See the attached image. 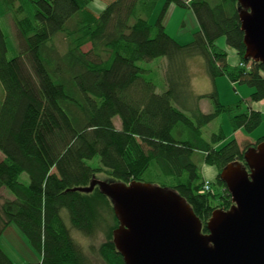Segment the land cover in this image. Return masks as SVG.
Listing matches in <instances>:
<instances>
[{"label": "trees", "instance_id": "trees-1", "mask_svg": "<svg viewBox=\"0 0 264 264\" xmlns=\"http://www.w3.org/2000/svg\"><path fill=\"white\" fill-rule=\"evenodd\" d=\"M1 1L14 12L23 44L20 54L8 59L0 25V190L10 194L0 205V240L15 225L40 254L36 264H91L72 232L93 236L105 226L108 239L99 256L105 264H126L112 242L119 226L112 201L98 187L83 192L100 173L177 192L208 234L213 212L233 205L220 173L244 163L253 146L227 142L222 130L207 140L203 128L225 114L234 133L253 134L263 123L262 113L249 103L264 102V66L244 60L238 0H193L189 6L167 0L155 23L156 0H106L99 15L90 7L94 0ZM173 1L196 16L199 30L189 44H179L166 31ZM59 35L66 39L65 52L55 43ZM220 40L251 69L230 65L228 52L217 47ZM87 45L91 50L84 52ZM160 58L168 61L163 92L140 66ZM195 58L204 60L213 82L227 77L254 90L249 103L223 106L215 86L210 94L194 95L187 64ZM203 99L212 102V112H202ZM96 158L98 168L89 164ZM202 163L219 173L210 192H203ZM23 174L28 185L20 181ZM105 208L112 214L108 225ZM0 264H16L1 246Z\"/></svg>", "mask_w": 264, "mask_h": 264}, {"label": "water", "instance_id": "water-1", "mask_svg": "<svg viewBox=\"0 0 264 264\" xmlns=\"http://www.w3.org/2000/svg\"><path fill=\"white\" fill-rule=\"evenodd\" d=\"M246 53L264 66V0H238ZM220 173L233 205L202 223L177 192L150 183L94 180L114 204L113 243L126 264H264V141Z\"/></svg>", "mask_w": 264, "mask_h": 264}, {"label": "rangeland", "instance_id": "rangeland-1", "mask_svg": "<svg viewBox=\"0 0 264 264\" xmlns=\"http://www.w3.org/2000/svg\"><path fill=\"white\" fill-rule=\"evenodd\" d=\"M156 4L153 6L152 15L153 20L152 22L155 23L156 19L162 12L164 5L166 4L167 0H156ZM20 3L15 4V8L18 7ZM106 0H94L92 4L90 5L93 12L97 13L98 15L101 14L104 9L107 6ZM14 8V9H15ZM197 19L194 14V12L189 8H183L177 6L175 1L172 2L170 5L166 17H165V25L167 27V33L173 37L179 44L185 45L188 43H191L194 39V34L198 31L197 26ZM0 25L1 28L5 34L7 43H8V59H13L17 57L22 48L23 41L20 38L16 18L14 16V12H12V9L10 5L7 3L1 1L0 2ZM221 41V40H220ZM219 41V42H220ZM223 41V40H222ZM218 42V43H219ZM55 43L59 50L61 52H65L66 50V39L59 35L55 39ZM217 47L221 50H225L224 47L217 44ZM91 50V45H87L83 48L84 52H89ZM239 58V56H238ZM240 60V58H239ZM201 61H204L202 58H195L191 59L187 66L189 69V73L191 75V88L194 95H203V94H210L213 92V85H211V82H208V79L206 78V73L204 74L201 68ZM205 64V62H202ZM239 66L241 68L242 64L239 62ZM140 66L147 69L149 72L144 75V77L147 80H150L154 82L157 86L158 92H163L167 89V68H168V61L166 58H160L152 62L148 63H140ZM205 66V65H204ZM246 69V68H244ZM248 70V69H247ZM210 80V79H209ZM211 81V80H210ZM218 94H219V100L221 105L223 106H229V105H235L239 103L240 101H247L249 103L250 101V95L254 93V90L242 86L237 83V85L234 87L230 83L231 81L227 77H222L218 79ZM2 96V88L0 86V98ZM249 96V97H248ZM205 102H202L204 108H207V106L211 105L213 111V105L212 102L209 99H204ZM190 104H193V101H191ZM249 106H251V103H249ZM115 126L118 130L121 129V121L120 118L114 119ZM222 130L225 134V137H227V142L233 139H238L240 144L242 145L241 148H245L244 146H257L256 143L259 141L260 138L264 136V114H263V123L259 127L258 130H256L253 134L247 135L244 131L239 132L238 134H235L233 132L230 118L228 115H221L219 118H217L215 121H213L211 124L203 128V137L207 140H210L213 134H217ZM238 132V131H237ZM251 140L253 142H256L255 144H248L247 140ZM239 144V143H238ZM242 149V150H243ZM3 155L0 153V163L3 161ZM242 164H245V162H241ZM89 164L95 168L100 167V161L99 158H96L93 161H89ZM203 170H212L214 171L213 177L206 176L203 172L205 182L203 185V191L204 186L206 183H210V191L212 189V182L214 181L218 176V170L215 167H209L201 164ZM94 180H99L102 182H106L108 184H115V183H123L119 182L112 177L108 176L105 173L97 174L93 180L90 182L88 188L91 187V183ZM21 183L28 185L29 184V177L27 174H23L20 178ZM98 187V186H97ZM99 188V187H98ZM94 191V190H93ZM209 191V192H210ZM6 198H10V194L6 189L0 190V205L4 202ZM112 203V202H111ZM113 209L114 204L112 203ZM103 216L106 225L112 223V214H110V211L105 208L103 211ZM63 217L67 223L68 226H70L68 214L65 211L63 213ZM119 227V226H118ZM117 229V228H116ZM115 229V230H116ZM114 230V231H115ZM72 235L74 239L79 243V245L82 247L83 251L89 258V261L91 264H105V262L101 259V257L98 254V250L100 246L107 241V228L104 226H100L96 234L93 236H86L79 232L73 231ZM113 242V239H112ZM0 246L3 249V251L6 253V255L11 259L12 262L16 264H36L41 260L40 254H38L33 248L30 246L28 240L26 237L18 230V228L15 225H11L3 234L1 240H0Z\"/></svg>", "mask_w": 264, "mask_h": 264}, {"label": "crops", "instance_id": "crops-1", "mask_svg": "<svg viewBox=\"0 0 264 264\" xmlns=\"http://www.w3.org/2000/svg\"><path fill=\"white\" fill-rule=\"evenodd\" d=\"M197 26H198V30H199V25H198V23H197ZM168 27V26H167ZM167 27H166V31H167ZM198 32V31H197ZM195 35V34H194ZM189 44V43H188ZM186 45V44H185ZM218 45H221L222 47H224L225 48V50L228 52V54H229V64L230 65H232V66H236V65H238L239 64V62H240V60H239V58H238V55H237V53L234 51V50H231V49H229V48H227L226 47V45H225V42H224V40L222 41H220L219 43H218ZM202 62H204V61H201V63H200V65H201V68L203 69V73L205 74L206 73V75H207V71H206V66H204L205 64H203ZM206 78L208 79V82L210 83L211 82V85H213V87L215 86V88L217 89L218 88V86H217V84H218V79L217 80H215L214 82L211 80V78L207 75L206 76ZM211 81H210V80ZM222 79V78H221ZM231 84H232V86H236L237 84H233L232 82H230ZM218 91V90H217ZM203 95H206V94H203ZM199 96H202V94L201 95H199ZM249 97V96H248ZM250 97H251V95H250ZM202 102H205V100L203 99V100H201V102H200V109L202 110V112L203 113H205V114H208V113H210V112H212L211 111V109H212V106L211 105H209V106H207V108H204L203 107V105L201 104ZM251 108H253L254 110H257V111H260L261 113H262V115L264 114V102H261V103H254V104H252L251 106H250ZM241 131H243V130H239L238 132H236L235 134H238L239 132H241ZM264 137V136H263ZM226 139H227V137H226ZM261 139V138H260ZM237 140V142L239 143V145L242 147V145L240 144V142L238 141V139H236ZM247 142H248V144H255L256 142H253V141H251V140H247ZM202 170H203V168H202ZM203 172H204V174L206 175V176H211V177H213V175H214V171H212V170H203Z\"/></svg>", "mask_w": 264, "mask_h": 264}, {"label": "built area", "instance_id": "built-area-1", "mask_svg": "<svg viewBox=\"0 0 264 264\" xmlns=\"http://www.w3.org/2000/svg\"><path fill=\"white\" fill-rule=\"evenodd\" d=\"M192 2H193V0H184V3H185L186 5H188V6L191 5ZM250 63H252V62H250ZM250 63H249V64H242V67H244V68L250 70V69H251V65H250ZM204 187H205V188H204V191H203V192H209V191H210V183H209V182L206 183V185H205Z\"/></svg>", "mask_w": 264, "mask_h": 264}]
</instances>
